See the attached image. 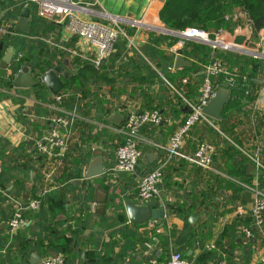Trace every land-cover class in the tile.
Wrapping results in <instances>:
<instances>
[{"label": "crops", "instance_id": "crops-1", "mask_svg": "<svg viewBox=\"0 0 264 264\" xmlns=\"http://www.w3.org/2000/svg\"><path fill=\"white\" fill-rule=\"evenodd\" d=\"M10 1L18 2L17 6L21 5L20 0H0V39L4 40V44H0V150L3 142L8 141L13 147L26 143L27 154H31V145L34 146L35 140L40 135L49 133L54 127L51 122L52 117L71 115L76 111H68L64 107H60L61 104L58 111L53 110L55 96L43 84L38 87L43 88L44 99H39L36 92L32 94L29 90L15 89L13 85L9 89H4L9 80L13 82L15 74L19 71L18 69L14 72L12 69L16 64L15 58L22 54L16 44H19L20 38H23L32 46L37 43L44 50L58 49L65 54V57L61 58L62 61L56 65H64V70L71 72L72 78L79 70L74 68V60L80 58L84 64L93 65L91 60L97 58L98 52L86 40L69 34L64 25L56 21L42 19L47 22L48 26H41L37 30L38 34H33L34 19L38 14L31 6L27 7L31 10L30 33H20L18 28L22 13L17 14L15 5ZM72 1L86 9L79 13L80 17L86 20H100L101 14H109L142 24L135 27L125 25L128 38L120 40L125 41L127 47V56L124 61L131 59L132 67L129 72L137 71V65L141 58L150 68L156 70L149 59L142 55L140 49L152 41L154 34L175 36L167 34V31L172 30L168 29L160 19V11L166 0ZM247 28L249 27L237 28L236 31ZM39 42L46 44V47L40 45ZM186 43H182L178 38L175 43H171L168 39L161 45L167 54H175V60L181 53L190 63L189 67L176 70L174 61L170 74L177 83L178 75H186L184 77L186 78L195 65V62H192L183 53L187 47ZM8 53H13L14 56L8 67L5 68L4 60ZM116 53H118L117 48ZM22 56L24 57L23 54ZM27 62L32 64L30 61ZM119 65L120 62H117L116 70ZM34 71L33 65L32 75ZM60 77L62 78V75ZM92 78L89 74L82 78V81L87 83L85 86L79 81L76 82L81 88L80 98H82L83 104L92 105L99 99L104 102L111 100L110 95V97H103L101 94L94 96L95 92L99 91L98 86L104 84L102 87L105 88V93L110 90V86L103 81H100L98 86L95 83L91 84L93 83ZM160 78L164 85L152 80L151 91L156 95L153 102H155V97L162 101L159 111L163 121L158 126L162 124L165 126L157 128L154 126L151 131L141 132L140 144L145 145L146 148L144 157L134 171L120 172L114 169L116 156L114 153V156L107 158L109 142L104 139L109 134L103 130L110 129L112 131L114 126H118L110 121L114 115L118 114L125 120L128 112L140 113L146 108L141 99L131 98L128 95L126 85L121 89L122 95H119L117 88L111 87L112 94L117 96V99L113 100L112 111L104 109L105 112L95 113V117L103 122L84 117L76 112L75 121L78 122V125L70 132L69 138L72 146L66 158L67 162L64 159L59 161L60 167H65L64 175L68 176V179H65L69 182L64 188L65 191L60 193L64 194L68 201L62 203L52 200L45 203L41 214L33 215L31 218L27 217V222L23 227L12 231L9 219L15 210V203L23 202L26 199L31 200L44 190L40 185L34 184L36 171L33 168L28 167V164H24V162L21 165H16V171L11 173L15 178L9 183L0 185V264H42V259L45 256L57 254L65 255V264H147L153 257L168 260L176 251L184 252L185 258L190 264H217L222 257H226L228 264H243L245 259H248L247 264H264V227L257 231L250 242L244 234V229L247 226L242 221V217L250 215L249 209L252 201L250 188L257 187L264 190L260 186L264 172L257 169L246 155L247 151L253 150L248 149L251 142H245V148L223 133L214 139V137L203 133V127L209 129L208 127L212 124L198 122L192 128L193 131L191 130L194 133L188 135L179 153L170 154L168 151L166 153L168 150L166 146L173 132L166 131L165 127H174V131H176L185 122L190 108L181 101L182 95L176 90L174 84L163 75H160ZM103 79L105 80V78ZM186 79L189 80V78ZM67 82L65 87H67ZM120 85L117 82V86ZM162 86L166 90V95L171 96L168 99L163 96ZM129 88L137 91L138 98H142L141 90H143V94L147 91V87H143L138 79L134 81V86ZM63 91L64 89L61 93ZM177 95L182 99L176 97ZM159 96H163V98ZM49 100L53 102L48 103ZM254 110L264 114V85L258 92ZM212 121L216 125L219 120ZM46 125L48 126L46 127ZM215 129L218 130V127ZM62 130L66 132L64 127ZM190 137L195 142L189 146ZM225 137L226 140H224ZM213 140H217L218 147L212 142ZM204 141L214 146V155L216 156L219 154V149L226 150V153H220L219 158L216 159L215 156L211 168L190 160L197 145ZM76 142H78L77 145H75ZM258 143L261 147L263 146L264 135L261 136ZM82 147L89 148L92 155L85 168L77 169L72 167L71 163L74 158L79 156L78 150H82L80 149ZM99 154L104 166L103 174L87 177L90 165ZM163 157L165 158L163 159ZM261 157L264 161V153H261ZM49 159L51 156H48ZM162 162H166L164 181L160 186L158 197L152 200L157 205H166V208L171 209V213L157 220L158 228H160L158 230L150 228L149 220L143 224L132 222L128 216L125 202L130 199L139 204L146 203L138 196V181L142 175ZM2 169L3 163L0 160V173ZM52 170L51 175H56L58 171L55 168ZM24 171L29 172V180L22 178ZM75 186L79 188L72 189ZM205 192L208 194L203 203L199 204V199ZM26 193L28 194L26 195ZM211 193L212 198H210ZM195 203L197 204L196 209L193 213H189L188 209L194 208ZM211 213L215 215L219 213V215L213 224L211 237L202 244L200 239L195 235H190V232L194 225L207 221V216ZM190 216H197L198 219L191 223ZM249 242L252 249L247 255V243ZM208 245L214 246V248L209 249ZM34 254L40 259L35 260Z\"/></svg>", "mask_w": 264, "mask_h": 264}, {"label": "trees", "instance_id": "trees-1", "mask_svg": "<svg viewBox=\"0 0 264 264\" xmlns=\"http://www.w3.org/2000/svg\"><path fill=\"white\" fill-rule=\"evenodd\" d=\"M13 3L16 8V13H22L23 6H17L18 2L10 1ZM34 8L35 12L36 6L30 5ZM238 10L245 11L247 18L250 22V28L253 33H257L264 26V0H166L163 9L160 11V19L166 27L172 31H182L188 27H196L200 29H210L214 28L215 30H226L229 32H234L239 25V21H233V17ZM41 26H48L47 22L42 20L40 17H35L33 24V34H38L37 30ZM220 28V29H219ZM124 30L128 35L125 27ZM152 37V41L140 49V52L145 58H148L150 63L156 69L150 68L148 64L141 58L140 63L137 65V71L133 70L129 72V69L132 67L130 65L131 59L128 61H124V58L127 56V47L125 41H120L123 39L121 37L116 44V48L118 49V53H112L107 60L104 59L100 62L99 66L95 68L93 65H86L82 62L80 58L74 60L73 65L74 68L79 69L75 77L71 78L67 83V87L64 88L62 94H67V96L62 100L60 107H64L66 110L71 111L75 110L77 113L83 115L84 117L99 120L95 117V113L103 111L104 109L107 111H112L111 106H113L115 99L117 96L112 94L111 87L117 88L119 90V95H122V87L127 86L128 95L131 98L141 99L142 104H145L146 108L143 111H153L160 109L161 99H157L151 91V81H158L161 85H164L163 80L160 78V75H163L167 78L172 84H174L176 90L191 104H197L199 98L201 96V89L204 85V80L206 77L205 70L206 67L211 64L214 60L220 59L223 64L227 67V73L222 74L216 78L214 81V85L222 86L227 79L233 78L234 84L230 86V102L226 106L222 118L217 122L216 126L218 130L215 129L212 125L207 128L203 127V133L207 134L210 137H214V139L218 138V135L225 134L228 138L232 139L238 145L245 147V142L249 141L251 144L248 149H253L251 152L259 149V157L261 162L264 164V161L261 157V153H264V144L261 147L259 145V141L262 135H264V114L256 112L254 110V104L258 96L259 90L262 88L264 83V62L260 60L253 59L247 55H238L234 53H221L214 52L210 47L201 45L195 42H187L186 48L183 50V53L190 59L192 62H195L194 67L190 70L188 83H184L185 76L178 75V83L175 82L170 74L175 61V54L169 53L167 54L165 50L161 48V45L170 39L171 43H175L178 38L175 36H168L163 34H154ZM0 44H4V40L0 39ZM18 46V50L20 53L24 55L23 64L25 62L30 61L35 67V71L33 76L36 79H39L48 71L52 70L56 67L57 63L62 61L61 58L65 57V54L60 52L58 49H42L37 43H34L32 46L29 42L23 38H20V43L16 44ZM120 49V50H119ZM116 51V50H115ZM126 54V55H125ZM120 62L119 68L116 70V63ZM16 63V62H15ZM21 63H16L13 65L12 69L14 72L20 69ZM140 69H142L140 71ZM187 72V71H186ZM87 74L91 75L93 78L91 81L97 85L100 81L106 83V85L110 86V90H107L105 93V88L101 86L99 87V91L95 92V97L100 94L104 96H111V100L109 99L107 102H104L102 99L94 101V104H83L82 98H80L81 88L76 84L77 81L83 84L84 86L87 84L86 81H82V78ZM188 74V73H187ZM182 76V77H181ZM105 78V80L103 79ZM138 79L141 85L147 87V91L143 94V90H141L142 98L137 97V91L135 89L129 88L134 86V81ZM117 82L121 85L118 87ZM4 89H9L12 87V82L9 80L4 86ZM218 87V88H220ZM43 88H36V94L39 99H44V95L42 94ZM161 91L164 93V97L168 99L171 96L166 95V90L162 86ZM106 94V95H105ZM109 96V97H110ZM163 96H159L163 98ZM179 97L180 96H176ZM119 98V97H118ZM182 98H180L181 100ZM1 100V98H0ZM181 101L184 102L182 99ZM52 100H49L48 103H52ZM173 103V102H172ZM171 104V103H168ZM96 106V107H95ZM103 114V113H102ZM103 122V121H102ZM107 124H110L108 121H105ZM208 123V122H207ZM161 124V123H160ZM78 125V122H73L66 127V132L70 134L73 131V128ZM159 125V124H158ZM154 124H146L143 126L140 132L145 130H152L154 126L162 127L164 124L158 126ZM48 125H46L47 127ZM208 126V125H207ZM193 128V127H192ZM106 130L109 135L104 140L109 142L108 150H107V158L114 156L116 151L118 142L120 140V135L111 131L110 129ZM166 131L175 132L174 127H165ZM192 130V129H191ZM188 132L194 133L192 131ZM221 132V133H220ZM104 133V132H103ZM48 134V133H47ZM46 135V134H45ZM45 135H40V138H43ZM186 136V139L188 137ZM227 138L225 137L224 140ZM189 146L191 143L193 144L195 141L190 137L188 140ZM217 147L219 143L217 140L212 141ZM78 142L75 143L77 145ZM72 143L69 138V149L66 151L64 155L58 154V151L55 150L51 159L48 160V154L41 152L38 150L37 145L34 142V146L31 145L32 153L27 154L26 143H22L18 147H13L8 141L2 143V148L0 150V160L3 163V169L0 173V185H4L5 183L11 182L15 176L11 173L12 171H16V165L28 164V167L33 168L36 171V177L34 179L35 185H40L42 189L48 190L46 194L41 198V206L39 211H35L32 209H26L24 211L25 217L31 218L33 215L41 214L43 205L47 202L54 200L55 202L60 201L65 203L68 201V198L60 192L65 191L64 188L68 185L69 182L65 178L68 179V176L64 175V168L60 167L59 161L60 159H64L66 162V158L68 157L69 150L71 149ZM140 148L145 152V145L139 144ZM198 147V145H197ZM196 147V149H197ZM231 147V146H230ZM246 148V147H245ZM82 150H78L80 152L79 156L73 159L72 167L77 169L83 167L85 168L88 165V162L91 158V153L89 148H80ZM194 150V153L196 151ZM222 150V151H221ZM168 150H166L167 153ZM169 152V151H168ZM219 154L213 156V159L216 156V159L219 158L220 153H226L225 149H219ZM249 152V151H248ZM193 153V154H194ZM166 155V154H165ZM165 157H163L164 159ZM56 161V162H54ZM79 162V163H78ZM81 163V164H80ZM68 165V163H67ZM66 165V166H67ZM55 168L57 174H51L52 169ZM21 169V168H20ZM23 179L29 180L30 174L28 171L23 172ZM63 185V186H62ZM261 188H264V175L262 177V183H260ZM78 189L77 186L72 189ZM208 193H203V197L199 199V204L205 200L206 195ZM212 198V193L210 195ZM30 200H24L23 204L27 205ZM196 203L198 201L196 199ZM195 203L194 208H189L188 212L193 213L197 207ZM122 208V205L120 206ZM207 209V208H203ZM14 212V211H13ZM13 214V213H12ZM217 215L208 214V220L198 223L193 226L190 235L197 236L201 243H205L212 235L213 224L217 219ZM12 216V215H11ZM242 221L244 224L250 228L251 237L248 240L251 242V239L255 237L258 228H256L252 224L251 216L242 217ZM246 221V223H245ZM264 227V222L263 225ZM69 227V226H68ZM262 227V229H263ZM250 242L247 243V255L250 253ZM252 244V243H251ZM181 252V251H180ZM185 257L184 252H181ZM247 260L243 261V264H247Z\"/></svg>", "mask_w": 264, "mask_h": 264}, {"label": "built area", "instance_id": "built-area-1", "mask_svg": "<svg viewBox=\"0 0 264 264\" xmlns=\"http://www.w3.org/2000/svg\"><path fill=\"white\" fill-rule=\"evenodd\" d=\"M20 4L25 8L29 7L31 4H34L37 9V14L40 18L56 21L64 25L66 31L69 34L86 40L89 45L98 52L97 58L91 60L92 64L96 67L99 66L102 60L107 59L112 53L115 52L116 44L121 37L128 38V35L124 30L125 25L132 27L142 25L140 22L123 20L109 14H101L100 20L83 19L80 17L79 13L85 11L86 9L79 3L73 2L72 0H20ZM233 21H239L241 24L238 26V29H243L245 26L250 28V22L245 11L243 10H238L236 12L233 17ZM235 31L231 33L229 31L220 29L216 32H209L196 27H188L182 31H167V34L175 35V37L179 38L184 44L185 42H195L210 47L214 52L247 55L253 59L264 62V26L257 33L252 32L255 49H250L247 46L248 42L244 46H238L224 40L229 36H234ZM15 62L21 63L18 73L15 74V76H17L22 72L24 67V64L22 63V54H19L15 58ZM226 73L227 67L223 64V62L220 59L214 60L206 67V77L204 80V85L201 89V96L198 103L195 105L191 104L182 96L184 102L190 108V113L187 116L185 122H183L181 127L176 129L168 141L166 148L170 154L179 153L186 141L188 132L198 122H209L217 128L215 123L212 121L214 119L208 117L204 113V109L214 98L217 90L219 89L218 87H220H215L214 81L217 77ZM184 83H188V80L185 79ZM225 83H228L231 86L234 84V79L229 78ZM66 96L67 94L62 93L55 96V103L52 105L53 110L58 111L59 104L62 103V100ZM76 116V112H72L71 115L64 114L55 115L52 117L51 122L54 127L43 138H38L35 140L38 150L48 154V156H52L55 150L58 151V154L64 155L69 149L70 134L64 132L62 128H66L68 125L75 122L77 118ZM162 121V114L158 110L144 111L140 113L128 112L125 116L123 124L114 126L112 128V131L120 135V140L115 151L116 164L114 169L116 171L132 172L136 169L139 162L144 157V152L139 146L142 139L140 132L141 129L146 124L158 125ZM214 152L215 149L213 145L206 141L200 142L190 160L204 167L211 168ZM246 155L253 162L257 169L264 172V164L260 160L258 148L253 152L247 151ZM165 165L166 162H162L157 167L151 169L149 172L140 177L137 190L138 196L143 202L158 197L160 193V186L164 181ZM50 175L51 174H49V176ZM250 191L252 193V201L249 213L252 224L259 230H262V225L264 222V190L257 187H251ZM46 192V190L40 191L39 195L31 199L27 205H24L22 201H17L15 203V210L9 219V225L12 231L20 229L26 224L27 219L24 213L26 209H32L35 211L40 209L42 203L41 198L46 194ZM148 223L150 228L160 230V228H158L157 220L150 219ZM244 234L250 238L252 236L250 228L246 227L244 229ZM207 247L209 249L214 248V246L210 245ZM42 264H65V255L57 254L45 256L42 259ZM147 264L190 263L180 251H176L170 256L168 260H161L157 257H153L147 262ZM217 264H228L226 257L220 258Z\"/></svg>", "mask_w": 264, "mask_h": 264}, {"label": "water", "instance_id": "water-1", "mask_svg": "<svg viewBox=\"0 0 264 264\" xmlns=\"http://www.w3.org/2000/svg\"><path fill=\"white\" fill-rule=\"evenodd\" d=\"M31 10L25 8L21 14V19L19 21V31L23 34L30 33V23L32 19L30 17ZM253 34L250 28H247L242 31H236L234 36L227 37L224 40L238 46H244L247 43V46L250 49H255V44L253 42ZM40 45L46 47V44L39 42ZM14 54L8 53L5 57V68L8 67L9 63L12 61ZM190 63L185 60V58L179 53L175 60V69H182L189 67ZM33 65L29 62L24 64L22 72L19 73L13 79L12 85L15 89H25L29 90L32 94L35 93V88L41 84L45 85L48 90L54 95L57 96L62 92L66 86V81H69L72 78V73L64 70V65H58L52 70L45 73L39 79H36L32 73L31 69ZM62 75V78L60 77ZM230 102V85L228 83L223 84L216 92L214 98L210 101L208 106L204 109V113L214 119L220 120L222 118L223 112L226 106ZM134 113H136L134 111ZM103 118V116H101ZM111 122L116 123L117 125L122 124L124 117L120 115H114L110 118ZM148 157V156H147ZM104 166L102 163V157H96L94 162L90 165L87 171V177H94L103 174ZM28 193H26L27 195ZM126 209L130 220L137 224H143L150 219H161L171 213L170 208H166V205H157L154 200L146 201L145 204H139L133 200L127 199L125 202ZM198 219L197 216H190V222L194 223ZM34 254L33 258L36 260L39 257ZM40 259V258H39Z\"/></svg>", "mask_w": 264, "mask_h": 264}, {"label": "rangeland", "instance_id": "rangeland-1", "mask_svg": "<svg viewBox=\"0 0 264 264\" xmlns=\"http://www.w3.org/2000/svg\"><path fill=\"white\" fill-rule=\"evenodd\" d=\"M204 29V28H203ZM220 29V28H219ZM204 30H206V31H209V32H216L217 30H215L214 28H210V29H204Z\"/></svg>", "mask_w": 264, "mask_h": 264}]
</instances>
